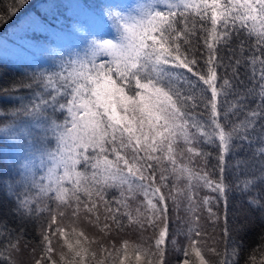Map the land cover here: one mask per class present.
Returning a JSON list of instances; mask_svg holds the SVG:
<instances>
[{
  "label": "snow or ice",
  "instance_id": "1",
  "mask_svg": "<svg viewBox=\"0 0 264 264\" xmlns=\"http://www.w3.org/2000/svg\"><path fill=\"white\" fill-rule=\"evenodd\" d=\"M28 3L11 0L0 26ZM71 32L76 48L0 88V190L20 221L48 219L32 264H111L114 254L131 264L129 249L135 264H167L169 244L184 257L176 264H212L200 245L218 243L221 220L223 250H207L239 264L244 225L230 227L229 193L247 194L264 219V0L103 3ZM236 149L251 155L233 164ZM170 204L187 224L174 235ZM128 231L139 242L117 247ZM21 242L24 229L0 221V264H20ZM245 264H264V243Z\"/></svg>",
  "mask_w": 264,
  "mask_h": 264
},
{
  "label": "trees",
  "instance_id": "2",
  "mask_svg": "<svg viewBox=\"0 0 264 264\" xmlns=\"http://www.w3.org/2000/svg\"><path fill=\"white\" fill-rule=\"evenodd\" d=\"M48 0H29V3L15 16L13 17L7 24H4L3 26H0V40L2 37H4L6 34L10 33L12 29L19 24L23 19L27 18L31 14H37L39 12V9L47 2ZM11 0H0V11H6L7 6L10 4ZM62 29V28H61ZM235 44V42H234ZM222 54L224 56H227L229 53L227 51V48H225L222 51ZM52 60L50 59L45 64L41 65H31L28 63H12L8 61H4L0 59V88L7 87L11 85L14 81H18L22 75L26 72H31L34 70H39L41 68H47L50 66ZM227 63V61H226ZM221 76H224L227 74L228 76H231V71L226 70L224 68L218 69ZM241 72V78L245 79L243 76L244 69H240ZM234 83L242 88V85H239L238 81H234ZM21 94L27 95L28 90L22 89ZM210 95V93H209ZM229 99H232L231 96L228 97ZM250 106H254L251 104ZM0 107H7V104H5L3 101H0ZM242 118V117H241ZM4 143L2 140H0V144ZM206 151L212 153V157L210 158V166L216 165L217 160L215 159V156L218 154V149L211 146H204ZM251 152H245L242 149H236L235 157H229V159L232 160L233 164L235 162V159L250 156ZM211 170V167H210ZM6 174V171L3 168V162L0 161V177H3ZM215 175H219L218 171L215 173ZM227 181L230 182L233 185V188H235V177L233 173L227 174ZM201 195H209V196H215L216 194L214 192L205 191L204 189L200 190ZM229 223L230 227L235 231L237 228H239L240 225H244V230L241 232L236 233L237 239L243 241V249L240 252L239 257V264H245V260L248 258L249 254L256 249L259 245L264 243V241L261 240V237L264 236V219H261L260 213L254 209L248 210V201H247V194H241L240 192H237L233 190L229 193ZM13 207V204L10 200H8L2 190H0V221H6L7 225L11 229H16L19 231L21 228L24 229V235L26 239L30 242L28 245V248L25 249L23 242H21V253L17 257V259L20 261V264H32V255L30 254V250L32 247H35L40 242V229L42 227H47L48 219L47 217L42 218H30L26 219L24 221H20L15 215L10 213V209ZM171 204H170V227L172 228V235L175 234L176 228H184L187 229V224L182 223V221L185 219V214L183 210H181L178 214L176 212L171 211ZM224 206L223 202L220 204V213L223 214ZM179 215L181 219H176V216ZM201 222L205 225V228L207 231L211 232V227L208 225L207 221V213H204L201 217ZM224 221L221 220L216 232H212V236L217 238L218 243L213 244L211 240L208 241V243L200 245L204 249V255L205 257L212 262V264H216L218 257L214 255L213 253L209 252L207 249L210 247H219L221 250H223V228ZM91 229H89V232L91 233ZM127 239L132 242H139L140 237L137 232L134 231H128L127 233H122L120 235H115L114 240L116 242L117 247L120 246V243L122 240ZM176 239L179 242V245L181 248L185 246L187 243L186 237L181 235L177 236ZM203 239V238H200ZM62 243V242H61ZM121 255L123 253L121 252ZM36 256H39V251H37ZM194 256L191 257L193 261H195ZM129 259L131 264H135V257L131 252V249H129ZM184 257L181 253L176 252V250L169 244L167 251H166V262L167 264H176L177 260H183ZM111 264H119V257L115 256L114 259L111 260ZM125 264H129V260L125 261ZM197 264V263H196Z\"/></svg>",
  "mask_w": 264,
  "mask_h": 264
},
{
  "label": "rangeland",
  "instance_id": "3",
  "mask_svg": "<svg viewBox=\"0 0 264 264\" xmlns=\"http://www.w3.org/2000/svg\"><path fill=\"white\" fill-rule=\"evenodd\" d=\"M134 0H48L0 40V59L12 63L45 64L57 52L78 46L72 26L90 22L91 11L103 3L130 4ZM62 28V29H61ZM195 258V257H193ZM198 264V261L196 262Z\"/></svg>",
  "mask_w": 264,
  "mask_h": 264
}]
</instances>
